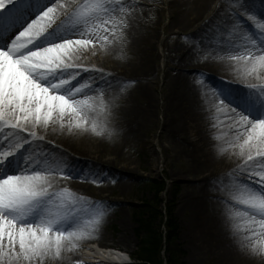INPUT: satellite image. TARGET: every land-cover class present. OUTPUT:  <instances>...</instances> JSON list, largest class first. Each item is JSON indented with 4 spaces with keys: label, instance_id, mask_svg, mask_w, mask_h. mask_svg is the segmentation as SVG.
I'll return each mask as SVG.
<instances>
[{
    "label": "snow or ice",
    "instance_id": "snow-or-ice-1",
    "mask_svg": "<svg viewBox=\"0 0 264 264\" xmlns=\"http://www.w3.org/2000/svg\"><path fill=\"white\" fill-rule=\"evenodd\" d=\"M232 4L224 31L243 35L247 14L262 38L245 35L251 46L242 53L234 47L230 58L243 62L245 76L260 80L264 16L251 14L246 0ZM136 6L126 0H0V133L13 130L4 136L13 140L0 142V264H42L49 256L59 259L65 249L72 251L77 241L98 238L108 212L104 202L66 188L53 190L50 175L61 171L59 165L51 166L47 156L41 161L26 155L30 140L20 133L29 122L47 126L58 114L60 120L71 117L76 127L91 123L93 133L104 134L114 106L106 93L116 88L108 80L106 87L85 80L73 84L83 72L100 71L76 61L90 47L118 44ZM207 47L194 46L192 51L205 54ZM131 83L121 82L119 90ZM249 92L239 111L231 109L236 134L230 145L242 162L222 182L215 179L225 193L217 200L225 207L233 235L252 254L264 255V84L249 85ZM217 98L225 107L232 103L223 92ZM28 137L37 138L35 132Z\"/></svg>",
    "mask_w": 264,
    "mask_h": 264
},
{
    "label": "bare ground",
    "instance_id": "bare-ground-1",
    "mask_svg": "<svg viewBox=\"0 0 264 264\" xmlns=\"http://www.w3.org/2000/svg\"><path fill=\"white\" fill-rule=\"evenodd\" d=\"M145 1L155 2V0ZM126 2L131 3L128 0ZM246 5L251 9V14L257 18L264 16V0H255L253 3L246 2ZM233 6L232 0L169 1L168 9L173 19L167 28L177 30L178 34H185L182 35L185 36L183 38L194 39L198 46L200 44V46L210 45V47H207L205 54H194L193 48L188 47L187 51L181 55V61L173 66L176 72L171 84L169 107L175 121L171 127L167 126V130L172 129L177 138L183 140L179 139L182 142L183 151L195 165L194 169L197 173L195 181L199 185L197 187L200 189L199 196L193 197L194 201L189 197L186 198L183 205L185 208L194 209L193 236L203 245L202 251H206V256L211 254L219 260L222 258L221 262L229 264H264V255L252 254L248 248L243 247L242 238L233 235L225 215V207L217 200V197H223L225 193L219 190L220 183L215 178H220L222 182L225 175L231 173L242 162L235 154L238 149H234L230 145L236 134L231 118V109L235 107L239 111L240 107L244 106L250 95L249 85L264 84V78L257 80L252 76H245L243 62L230 58L233 54L230 50L234 47L239 48L242 53L244 48L251 46V41L245 40V35L250 37L256 33L257 41L262 38L255 25L247 21V14H245L244 21L247 28L243 35L230 28L224 31L227 14ZM131 15L138 19L141 10L135 7ZM61 19L64 17L61 16ZM131 26L130 29V26L125 29L121 42L127 41V32V37L130 36L134 39L135 48L140 50L142 47L140 52L143 51L141 53L147 54L149 50L153 49L154 44L149 38L140 37L142 34L138 28L136 30V20ZM120 48V42L105 49H101L98 45L94 50L90 47L76 63L82 68L87 67L100 71L83 72L76 81H73V84H79L81 80H85L106 87L105 80L112 81L116 90L108 89L106 98L116 99L119 107L121 104L119 94L122 92L119 90V84L127 80L131 73L127 58L120 53V50H117ZM222 49H228L230 53ZM93 51H95V55H93ZM205 55H207V59H205ZM148 63L146 56V60L133 66V72L136 73V70H139L141 66L148 67ZM187 67H189L188 69L197 68L198 73H196L201 77V80L183 74L182 70ZM218 92H223L232 103L225 107L217 98ZM150 101L151 104L154 102L153 96H150ZM217 102L218 104H216ZM147 116L148 110L144 114V120ZM120 119L124 120L119 123V126L127 140L134 138L137 127L135 122L137 121L130 120L123 110ZM101 123L103 124V121ZM81 124V127H76V121L71 117L66 115L63 120H60L58 114H54L52 121L47 126L41 123L39 126L33 127L29 122L25 125V131L20 135L30 140V145H25L28 150L26 155L30 154L34 159L41 161L47 156L51 166L59 165L61 171L50 175L53 190L66 188L74 194L88 198L95 194L89 192L86 177L81 175L78 181V160H83L82 169H91L93 165H104L106 162L102 158L104 155L108 157L109 154L106 150H102L104 142L101 143L100 136L91 131V123L84 125L81 122ZM110 128H112L111 125L106 128L107 133L111 131ZM12 131V129H4V132L0 133V142L7 144L8 141L13 140V137L4 139V136ZM28 132H35L37 138L28 137ZM123 170L130 172V167L126 166ZM209 212L212 214L214 212V216H211ZM83 241L86 242L85 240L77 241V247L72 251L65 249L59 259L49 256L44 259L42 264L46 261H50L52 264H82V257L78 251ZM88 250L87 262L89 264H119L127 257L122 251L113 248L92 247ZM21 264L24 262L22 261Z\"/></svg>",
    "mask_w": 264,
    "mask_h": 264
},
{
    "label": "rangeland",
    "instance_id": "rangeland-1",
    "mask_svg": "<svg viewBox=\"0 0 264 264\" xmlns=\"http://www.w3.org/2000/svg\"><path fill=\"white\" fill-rule=\"evenodd\" d=\"M128 1L141 10L140 18L136 19L133 15L129 17V29L136 20V30L138 28L142 34L140 37L149 38L154 46L147 54H143V51L140 52L142 47L137 50L133 44L134 39L127 37L126 32L127 41H120L121 48L117 49L127 58L128 68H131L124 82L134 83L125 86L126 90L119 94L120 106H117L115 99L111 114L106 118V128L112 126L109 132L111 135L106 131L99 135V141L104 142L102 150L109 154L102 158L106 163L82 169L83 160H78V181L81 175L86 177L89 192L95 194L88 199L102 201L108 209L100 225L98 238L83 241L78 254L82 257V264H89L88 248H113L128 256L131 264H150L146 259L138 257L140 236L147 235V231L139 229L142 221L138 217L141 214L148 221V229L161 234L162 243L158 251L161 264H229L211 254L206 256V251H202L203 245L193 236L194 209L185 208L183 201L188 197L194 201L193 197L199 196V185L195 181L197 173L194 163L183 151L182 139L177 138L172 129L167 130V126L171 127L175 121L169 107L171 84L176 72L173 66L181 61V55L188 47L192 49L198 43L194 39L183 38L185 34H178L177 30L167 28L173 19L168 3L173 0ZM254 1L246 0L248 3ZM202 47L199 44L197 48ZM146 56L148 67L141 66L136 73L133 72V66L146 60ZM188 68L182 70L183 74L201 80L197 68ZM150 96L154 98L152 104ZM122 110L130 120L137 121L136 136L128 140L119 126L124 121L120 119ZM147 110L148 116L144 120ZM101 121L104 123L103 118ZM126 166L130 167V172L123 170ZM150 180L162 184V190L157 193L148 188ZM156 194L160 199L157 207L154 203ZM208 207L210 209L209 204ZM209 214L214 216V212ZM167 233L172 237L170 240L166 239ZM146 248V254L154 250L151 244ZM44 264L52 263L46 261Z\"/></svg>",
    "mask_w": 264,
    "mask_h": 264
},
{
    "label": "trees",
    "instance_id": "trees-1",
    "mask_svg": "<svg viewBox=\"0 0 264 264\" xmlns=\"http://www.w3.org/2000/svg\"><path fill=\"white\" fill-rule=\"evenodd\" d=\"M147 187L152 189V191L155 190V192H159L162 190L163 185L159 184L157 181H148L147 183ZM159 198L158 195L156 194V197L154 198V203L155 206L157 207L159 204ZM153 204V203H151ZM148 205H150V203H148ZM154 207V210L157 211V208ZM147 211H145V215H146ZM139 215V214H138ZM142 215H144V213H142ZM161 216V214H158ZM139 220L142 221L139 224V229L141 230H145L147 231V235L145 237H141L139 239V252H138V257H140V259H146L150 264H161L160 262V256H159V250H160V246H161V234L158 233H153V231L150 229H148V227L146 226V223L148 221H145V217L141 216V214L139 215ZM172 237L169 233H167L166 235V239L170 240ZM151 244L152 248L154 249L153 251H151L149 254H146V247L147 245ZM173 262V261H172ZM171 263V262H170Z\"/></svg>",
    "mask_w": 264,
    "mask_h": 264
}]
</instances>
